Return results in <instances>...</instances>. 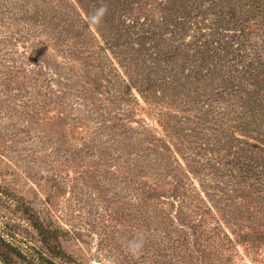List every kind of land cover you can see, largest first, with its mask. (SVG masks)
Masks as SVG:
<instances>
[{
    "label": "rangeland",
    "instance_id": "obj_1",
    "mask_svg": "<svg viewBox=\"0 0 264 264\" xmlns=\"http://www.w3.org/2000/svg\"><path fill=\"white\" fill-rule=\"evenodd\" d=\"M0 264H264V0H0Z\"/></svg>",
    "mask_w": 264,
    "mask_h": 264
},
{
    "label": "trees",
    "instance_id": "obj_2",
    "mask_svg": "<svg viewBox=\"0 0 264 264\" xmlns=\"http://www.w3.org/2000/svg\"><path fill=\"white\" fill-rule=\"evenodd\" d=\"M57 36H59V35H57ZM51 41H52L51 45H53V44H54L55 46H57V45H58V46H61V45H62V44H61L62 41H61V39H60L59 37H58V38H57V37H54V38L51 39ZM60 44H61V45H60Z\"/></svg>",
    "mask_w": 264,
    "mask_h": 264
},
{
    "label": "clouds",
    "instance_id": "obj_3",
    "mask_svg": "<svg viewBox=\"0 0 264 264\" xmlns=\"http://www.w3.org/2000/svg\"><path fill=\"white\" fill-rule=\"evenodd\" d=\"M99 13H97V14H95V15H93L92 17H91V19L93 20V21H98V19H99Z\"/></svg>",
    "mask_w": 264,
    "mask_h": 264
}]
</instances>
